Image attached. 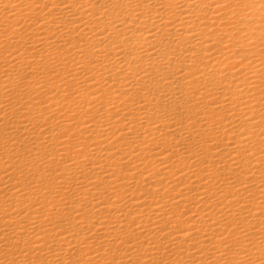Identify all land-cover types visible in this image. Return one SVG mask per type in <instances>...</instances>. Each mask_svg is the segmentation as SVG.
<instances>
[{"label":"bare ground","instance_id":"6f19581e","mask_svg":"<svg viewBox=\"0 0 264 264\" xmlns=\"http://www.w3.org/2000/svg\"><path fill=\"white\" fill-rule=\"evenodd\" d=\"M0 264H264V0H0Z\"/></svg>","mask_w":264,"mask_h":264}]
</instances>
